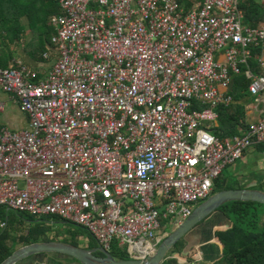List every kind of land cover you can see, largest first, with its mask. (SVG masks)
I'll return each instance as SVG.
<instances>
[{
	"label": "built area",
	"instance_id": "obj_1",
	"mask_svg": "<svg viewBox=\"0 0 264 264\" xmlns=\"http://www.w3.org/2000/svg\"><path fill=\"white\" fill-rule=\"evenodd\" d=\"M242 1L58 0L46 77L33 82L20 61L0 68L29 121L0 127V209L56 217L131 260L153 255L162 219L179 226L225 167L264 145V111L240 136L212 133L264 44V20L245 24ZM249 92L264 101V76Z\"/></svg>",
	"mask_w": 264,
	"mask_h": 264
},
{
	"label": "crops",
	"instance_id": "obj_2",
	"mask_svg": "<svg viewBox=\"0 0 264 264\" xmlns=\"http://www.w3.org/2000/svg\"><path fill=\"white\" fill-rule=\"evenodd\" d=\"M256 1L264 8L263 0ZM47 27L48 28L43 34L41 30L37 29V31H34L32 28L27 27L22 38L14 44H11L10 46V49L13 52V57L11 58L8 66L13 65L16 61H20L22 65L26 66L30 72L34 73V77L31 78L33 82H39L43 80L51 70V67L56 59V51L51 43V35L54 33V29L50 24V18L48 19ZM218 58L223 59V56L220 55L218 56ZM261 63H264V44H260L259 46L252 48L251 58L248 60L247 65L241 66V73L233 77V82L229 89L226 91V95L231 99L230 103L227 106L233 105L238 108H236V110H238L237 116L239 118V125L244 129H246L252 122L257 121L263 115L264 101L262 99L257 100L249 92V85L252 81L253 76H264V67L261 65ZM0 106L2 107V109H0V127H8L11 130H23L28 127L29 121L27 115L21 109L19 103L11 95L6 94L1 90ZM217 127H219V117L216 124L214 125V128ZM240 135L241 133L238 132L234 136ZM257 153L261 155V159L258 160L259 166L256 171H254V174H257L258 177H256V175H251L252 171H249L247 169H243L240 172L238 171L237 173L239 174L237 175L236 173V175L239 177L241 182L245 184H248L251 181L252 184L255 182L256 189L264 191V145H257L255 147L248 148L247 150H245L241 159L245 160L248 155H255ZM47 217L50 216L36 218L41 220ZM34 218L28 219L29 221H34L36 220V218ZM51 218L56 219V221L62 222L56 217ZM230 225L231 224L229 223V218L225 216L222 211L218 210L211 214V216H209L206 220L201 222L192 230L186 240L182 239L186 243V246L189 241H191L194 246H192V249L190 250L187 257H183L180 255L177 258L179 260V263L182 262L183 264H194L198 263L199 261L212 262L217 260L223 254V245L219 242V240H217L216 232L219 229H228ZM14 226V229L16 231L20 227H25L21 220L18 221ZM29 229L30 228L27 227V231L25 234H27ZM83 231L86 232L85 230ZM86 234L92 239V237L87 232ZM42 238L43 239L39 242H63L76 245L84 249L93 250L96 256H103L100 252H96L99 247L96 241L92 239L94 243L91 246V242L89 243L87 240H85V237L81 234L71 233L64 234L62 236L52 233V231L46 230ZM15 247L16 249H18L22 247V245L19 244ZM173 250L174 248L171 251ZM127 257L128 259H116L131 260L128 255ZM189 257L192 258L191 262L188 261ZM17 264L80 263L75 259H69L59 254H38L24 259Z\"/></svg>",
	"mask_w": 264,
	"mask_h": 264
},
{
	"label": "trees",
	"instance_id": "obj_3",
	"mask_svg": "<svg viewBox=\"0 0 264 264\" xmlns=\"http://www.w3.org/2000/svg\"><path fill=\"white\" fill-rule=\"evenodd\" d=\"M240 7L245 15V24L254 27L264 20V8L256 0H243ZM58 14V0H0V68L8 67L13 57L10 46L22 38L27 27L34 31L41 30L43 34L48 28V19ZM236 108L233 105L219 107V127L212 129L215 136L233 137L245 130L239 125ZM222 176L215 181L219 186L218 191L235 186L223 187ZM219 210L229 218L231 224L228 229L216 232L217 240L223 245V254L215 261L200 264H264V205L252 201H233L222 205ZM0 218L7 222L6 229L0 231V264L16 250L17 243L23 246L43 239L46 230L40 227L30 228L27 234L19 237L9 232L10 226L14 232L18 218L22 220L21 218H34L33 216L1 208ZM185 246L186 243L181 239L173 251L181 253ZM116 257L128 259L123 255ZM188 259L192 261L191 257ZM162 264L180 263L177 258H169Z\"/></svg>",
	"mask_w": 264,
	"mask_h": 264
},
{
	"label": "water",
	"instance_id": "obj_4",
	"mask_svg": "<svg viewBox=\"0 0 264 264\" xmlns=\"http://www.w3.org/2000/svg\"><path fill=\"white\" fill-rule=\"evenodd\" d=\"M225 185L226 181L223 182V187ZM233 201H252L264 205V191L256 189V183L254 182L246 186L238 183L233 188L214 192L210 197L197 205L183 223L176 226L170 233H167L154 254L144 261L118 260L108 251L98 247L96 252H100L103 255L99 257L94 254L93 250L63 242L49 241L22 246L16 249L1 264H17L24 259L38 254H59L69 259H75L80 264H162L169 258H178L180 255L187 257L192 246H194L191 241H189L181 254L171 250L181 239L186 240L196 226L218 211L222 205ZM180 264L183 263L180 262ZM198 264H200V261Z\"/></svg>",
	"mask_w": 264,
	"mask_h": 264
},
{
	"label": "rangeland",
	"instance_id": "obj_5",
	"mask_svg": "<svg viewBox=\"0 0 264 264\" xmlns=\"http://www.w3.org/2000/svg\"><path fill=\"white\" fill-rule=\"evenodd\" d=\"M184 1H196V0H184ZM261 159V155L259 153L255 154V155H248L246 157L245 160L243 159H239L237 160L235 163H233L231 166L225 167L223 169V173H222V177H223V182L226 181V185L225 187H232L233 184L236 185L238 183L242 184V185H247L243 182H241V180L239 179V177L237 176L239 173H237L238 171H242L243 169H247L249 171H252L251 175H256L254 174V171H256V169L258 168L259 164H258V160ZM237 173V175H236ZM236 176V177H235ZM223 182H222V186H223ZM238 182V183H236ZM236 183V184H235ZM251 182H249L248 184H251ZM214 192L218 191L219 186L217 185V183H214ZM203 201H200L198 203V205L200 203H202ZM36 218V217H35ZM22 223L25 227H20L17 231L15 230V232L12 231L11 227H9V232L16 237L21 236L22 234L24 235L27 231V227L29 228H42L43 230H48V231H52V233L58 234V235H64V234H71V233H77V234H81L85 237V240H87L89 243L91 242V246L93 245V240L86 234V232H84L80 227L75 226L73 224H69V223H62L59 221H56V219H53L51 217H47L44 219H37L34 221H29L28 218H21ZM18 221H20V218H18ZM162 225L164 227V232L166 233H170L173 228H174V218H169V219H162ZM19 245L18 243L15 245L17 246ZM114 258H117L116 256L119 255H123V256H127L124 250H121L117 247V245L115 243L112 244L111 249L108 251ZM182 259V258H180ZM186 264H190V263H186Z\"/></svg>",
	"mask_w": 264,
	"mask_h": 264
}]
</instances>
